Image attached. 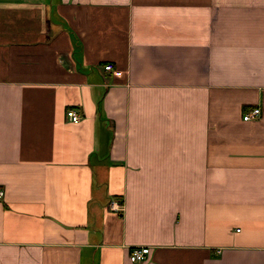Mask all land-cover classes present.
I'll use <instances>...</instances> for the list:
<instances>
[{
	"label": "crops",
	"instance_id": "crops-1",
	"mask_svg": "<svg viewBox=\"0 0 264 264\" xmlns=\"http://www.w3.org/2000/svg\"><path fill=\"white\" fill-rule=\"evenodd\" d=\"M0 189V264H264V0H0Z\"/></svg>",
	"mask_w": 264,
	"mask_h": 264
},
{
	"label": "built area",
	"instance_id": "built-area-1",
	"mask_svg": "<svg viewBox=\"0 0 264 264\" xmlns=\"http://www.w3.org/2000/svg\"><path fill=\"white\" fill-rule=\"evenodd\" d=\"M103 68L105 70H109L114 74H119V70L113 68L112 64L110 62L104 63ZM260 113V108L258 106H254L245 113H243L242 118L247 119H253L257 118ZM66 115L69 120L73 122H77L80 119V114L74 109V108H68L66 111ZM2 195V190L0 189V196ZM109 206L114 210H121L122 203L118 200H111L109 201ZM149 246L148 245H140V246H133L128 253V257L131 261H141L144 260L148 253H149Z\"/></svg>",
	"mask_w": 264,
	"mask_h": 264
}]
</instances>
